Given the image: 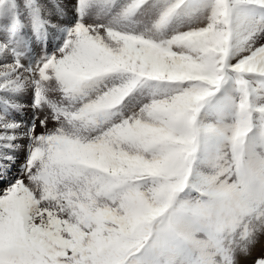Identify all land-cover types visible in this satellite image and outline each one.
<instances>
[{
  "label": "snow or ice",
  "instance_id": "1",
  "mask_svg": "<svg viewBox=\"0 0 264 264\" xmlns=\"http://www.w3.org/2000/svg\"><path fill=\"white\" fill-rule=\"evenodd\" d=\"M261 236L264 0H0V264H242Z\"/></svg>",
  "mask_w": 264,
  "mask_h": 264
},
{
  "label": "rangeland",
  "instance_id": "2",
  "mask_svg": "<svg viewBox=\"0 0 264 264\" xmlns=\"http://www.w3.org/2000/svg\"><path fill=\"white\" fill-rule=\"evenodd\" d=\"M258 248H262V250H259ZM252 250H255V252H253ZM250 254L255 255V257L259 256V259L264 258V236L258 238L257 242L251 247ZM256 261L252 260L250 261V264H256Z\"/></svg>",
  "mask_w": 264,
  "mask_h": 264
},
{
  "label": "bare ground",
  "instance_id": "3",
  "mask_svg": "<svg viewBox=\"0 0 264 264\" xmlns=\"http://www.w3.org/2000/svg\"><path fill=\"white\" fill-rule=\"evenodd\" d=\"M22 158H23V155H21V159ZM255 250H252V251L255 252ZM259 250H262V248H260ZM257 259H259V256L255 257V255L249 254L247 256L242 257V264H250L251 263L250 261H252V260L256 261Z\"/></svg>",
  "mask_w": 264,
  "mask_h": 264
}]
</instances>
